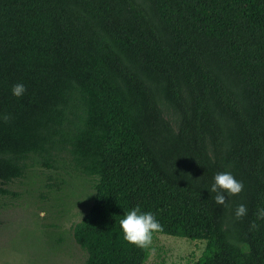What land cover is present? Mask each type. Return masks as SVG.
<instances>
[{
	"label": "trees",
	"instance_id": "16d2710c",
	"mask_svg": "<svg viewBox=\"0 0 264 264\" xmlns=\"http://www.w3.org/2000/svg\"><path fill=\"white\" fill-rule=\"evenodd\" d=\"M37 167L94 182L84 264H146L157 235L264 264V0H0V197ZM219 172L244 185L225 205ZM136 207L146 247L119 226Z\"/></svg>",
	"mask_w": 264,
	"mask_h": 264
},
{
	"label": "rangeland",
	"instance_id": "374dc122",
	"mask_svg": "<svg viewBox=\"0 0 264 264\" xmlns=\"http://www.w3.org/2000/svg\"><path fill=\"white\" fill-rule=\"evenodd\" d=\"M60 177L65 184L58 183ZM2 187L11 194L0 197V264L85 263L74 226L92 206L91 179L37 167ZM203 250L202 242L157 235L146 264H192Z\"/></svg>",
	"mask_w": 264,
	"mask_h": 264
},
{
	"label": "clouds",
	"instance_id": "9594fccd",
	"mask_svg": "<svg viewBox=\"0 0 264 264\" xmlns=\"http://www.w3.org/2000/svg\"><path fill=\"white\" fill-rule=\"evenodd\" d=\"M12 95L21 98L26 88L23 83H17L12 86ZM243 183L237 180L231 172H219L213 177V183L208 189L215 193V203L225 205L227 198L238 195L243 190ZM247 209L241 204L235 210L237 218L246 215ZM258 218L264 219V209L258 210ZM124 239L138 247H146L152 240V233L159 230L160 225L152 213L142 212L139 207L133 208L126 213L123 219L119 221Z\"/></svg>",
	"mask_w": 264,
	"mask_h": 264
}]
</instances>
